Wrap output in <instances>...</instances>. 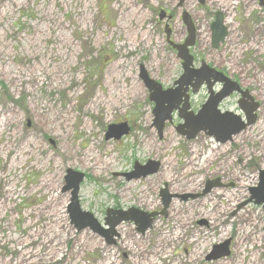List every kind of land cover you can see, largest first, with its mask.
<instances>
[{"label":"rangeland","instance_id":"obj_1","mask_svg":"<svg viewBox=\"0 0 264 264\" xmlns=\"http://www.w3.org/2000/svg\"><path fill=\"white\" fill-rule=\"evenodd\" d=\"M261 1L0 0V264H264V203L249 202L264 171ZM184 13L198 30L196 65L224 73L259 104L256 122L224 145L203 132L180 135L177 113L161 135L153 126L140 70L172 88L183 70L165 29L184 34ZM217 13L228 35L214 50ZM238 103L221 108L245 121ZM121 123L130 133L106 140ZM148 161L160 164L155 174L126 178ZM69 169L85 175L81 210L103 228L108 209L134 208L157 213L151 229L122 222L115 245L77 230ZM208 181L219 186L203 195ZM162 191L172 197L166 215ZM226 242L229 255L210 258Z\"/></svg>","mask_w":264,"mask_h":264},{"label":"water","instance_id":"obj_2","mask_svg":"<svg viewBox=\"0 0 264 264\" xmlns=\"http://www.w3.org/2000/svg\"><path fill=\"white\" fill-rule=\"evenodd\" d=\"M181 2H184V0H181ZM199 2L204 4L205 0H199ZM261 6L264 7V0L261 1ZM224 21L225 19L223 15L221 13H217L215 21L211 25V42L212 47L215 50L219 49L220 45L227 37L228 29L225 27ZM183 22L188 29V38L183 46L177 47L179 50L178 58L183 61V75L176 83L179 87L177 89L171 88L164 90L159 83L149 78L143 66L140 70V77L150 93L149 100L155 105L153 109V126L156 127L158 133L161 135L165 123H172L173 113L178 111L179 118L184 121L183 124L177 127V131L180 135L191 140L203 132L209 137H213L217 143L226 144L232 140L233 136L240 134L246 129V127L251 126L256 122L259 104L253 100L248 91L241 90L237 82L231 80L215 68L210 67L204 61L199 69L192 68L193 56L190 55L187 49L194 46L196 31L192 19L189 15H187V13L183 14ZM194 77L196 78L194 93L199 91V88L204 84V82H206L210 92L207 102L202 106L197 114L188 113L189 106L186 104L182 109H179L184 96V94L180 93V91L183 89L184 85H188ZM215 84L223 85L222 90L216 95L211 93ZM235 93H238L241 96L239 107L244 112L245 121L231 112L223 114L218 109L219 104L223 100ZM185 102H187V98ZM129 133L130 128L127 123L111 125L108 128L106 140L114 139L118 141L127 136ZM159 168L160 164L154 161H148L145 165L135 163L134 170L125 176L128 180L139 179L141 177H147L155 174ZM84 178V174L70 169L67 171V175L65 176L67 184L65 190L71 191V201L68 211L72 223L76 225L77 230L89 228L93 233L104 238L107 244H113V238L117 235L116 228L122 222H134L137 226V231L142 234H145L147 230L151 229L153 218L157 216V213L148 214L134 208L128 210L127 212L108 209L106 211L105 218V226L107 228H103L91 213L83 212L81 210L78 195L80 185ZM217 186H219L218 181H208L202 194L205 195L209 193ZM160 196L164 207L162 214L166 215V210L172 197L167 191H162ZM253 200H255L256 204L264 203V171L261 172L260 187L252 190V197L249 202ZM228 247L229 242H226L223 245L215 246L210 258L219 259L228 256Z\"/></svg>","mask_w":264,"mask_h":264},{"label":"flooded vegetation","instance_id":"obj_3","mask_svg":"<svg viewBox=\"0 0 264 264\" xmlns=\"http://www.w3.org/2000/svg\"><path fill=\"white\" fill-rule=\"evenodd\" d=\"M244 1V0H243ZM186 6H188V4H186ZM225 13L227 12L226 10H223ZM223 12V13H224ZM165 15H167L166 13H162L161 14V18H162V16L163 17H165ZM169 18H170V20L172 19V16L170 15V16H168ZM216 18V17H215ZM182 20H183V16H182ZM193 20V19H192ZM193 22V24H194V27H195V31H196V33H195V44H194V46H192V47H190V48H188L187 49V51H189V53H190V55L191 56H193V66H192V68L193 69H199L200 67H201V65H202V62L203 61H201V63H200V66H197L196 65V61H197V59H196V57L193 55V51H195V49H196V47H197V45H198V30H197V28H196V26H195V23H194V21H192ZM224 24H225V26H226V28H227V25H228V23H227V19H225V21H224ZM186 26V25H185ZM171 28V27H170ZM168 26H166V29H165V33H166V42H167V44H168V46H169V48H170V50L171 51H174L175 52V54H176V56H177V58H178V49H177V47H181V46H183L185 43H186V41H187V38H188V29H187V27H186V32L183 34V33H181V32H178V33H176L175 35H174V33H171V29H170ZM228 29V28H227ZM211 32H212V30H211ZM228 35V34H227ZM211 47H212V42H211ZM212 49H213V47H212ZM179 59V58H178ZM179 63H180V65H181V67H182V70H183V61L182 60H180L179 59ZM211 67V66H210ZM224 74V73H223ZM182 75H183V73H182ZM182 75L176 80V82L173 84V86H172V88L173 89H177L179 86L178 85H176V83L180 80V78L182 77ZM225 75V74H224ZM212 81V80H211ZM196 84V78L194 77L191 81H190V83L188 84V85H184V87H183V89L180 91V93H182V94H184V96H183V98H182V102H181V104H180V106H179V109H182L183 107H184V105L186 104L187 106H189V112L188 113H194V114H197L199 111H200V109L202 108V106L207 102V100H208V98H209V96H210V92H209V89H208V87H207V84H206V82H204V84L199 88V91L197 92V93H194V85ZM239 86H240V88H241V90H243V91H248L247 89H244L240 84H239ZM222 88H223V85L222 84H215L214 86H213V88H212V91H211V93H213L214 95H216V94H218L221 90H222ZM168 89H171V88H168ZM164 90H167V89H164ZM207 92V94H208V98H207V100H206V102L204 103V104H202L198 109L197 108H195L196 106L195 105H193V102H195V98L196 97H199L200 96V94L201 93H203V92ZM249 93H251L250 91H248ZM251 95V94H250ZM237 96V98H239V102H240V100H241V96L238 94V93H235V94H233V95H231L230 97H228V98H226L225 100H223L220 104H219V107H218V109H219V111L221 112V113H228L227 111H224V110H222V108H221V106L222 105H224L225 104V102L226 101H228L229 99H231L232 97H236ZM186 98H187V102H185V100H186ZM239 104V103H238ZM249 104H250V102H249ZM175 113H177V115H178V111H175L174 113H173V116H174V114ZM178 117H179V115H178ZM182 120V119H181ZM169 123V122H168ZM183 123H184V121H183ZM121 124H123V123H121ZM109 128V127H108ZM108 132V131H107ZM206 134V133H205ZM207 135V134H206ZM209 137V136H208ZM112 140H114V139H112ZM121 140V139H120ZM215 140V139H214ZM117 141V140H116ZM119 141V140H118ZM232 141V140H231ZM219 144V143H218ZM222 145H224V144H222ZM85 179V178H84ZM84 181V180H83ZM82 184V183H81ZM81 186V185H80ZM80 191V190H79ZM79 196V195H78ZM116 243H115V241H114V245H115Z\"/></svg>","mask_w":264,"mask_h":264}]
</instances>
